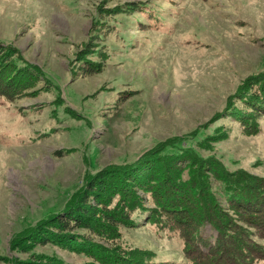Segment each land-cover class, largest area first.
<instances>
[{"label": "rangeland", "instance_id": "obj_1", "mask_svg": "<svg viewBox=\"0 0 264 264\" xmlns=\"http://www.w3.org/2000/svg\"><path fill=\"white\" fill-rule=\"evenodd\" d=\"M258 89L264 0H0V264L114 262L99 237L40 238L100 174L111 206L139 201L112 246L128 264H222L209 226L195 241L184 225L187 247L169 231L176 210L182 223L207 209L264 250ZM158 150L181 151L159 179Z\"/></svg>", "mask_w": 264, "mask_h": 264}, {"label": "trees", "instance_id": "obj_2", "mask_svg": "<svg viewBox=\"0 0 264 264\" xmlns=\"http://www.w3.org/2000/svg\"><path fill=\"white\" fill-rule=\"evenodd\" d=\"M260 90V94L263 98L264 90L258 89V91ZM158 151L159 152L157 154V157H161L162 160L155 171V173L158 175L157 179H159V177L164 178L166 176V172L164 170L165 166L163 165L174 163L176 157H179L178 154H181V151L180 153L176 154H160V150ZM170 159H173V161ZM177 160L178 161L176 163L180 164L181 160ZM122 175L125 176L124 173H122ZM138 175L135 178L139 181L141 177L139 179ZM116 181L117 183H120L119 179H115V182ZM150 181H154L155 184L156 180L153 178ZM239 183L240 181L229 180L226 185L228 193H245L244 188L239 185ZM203 187L204 184L200 185V189ZM164 189L165 188H160L158 191H156V195L160 197V199L157 201H159V203L167 204V193L163 192ZM110 191V181L107 180V177L100 174L98 176L89 178L88 181H86L84 187L66 205L65 211H63V215L56 214L55 216H52L51 218L43 221L46 224H43V235L40 234V238L43 237L42 239L45 243H47V241H52V239L55 241L54 238H57V243H61V245L63 246H81V244H79L81 243V241L84 244H90L94 241V239L90 237H99V239H102L104 243L109 244L108 247L111 249L105 250L106 255L110 254L109 259H111V257L115 259L114 262H111L109 260H102V258H100L101 260L94 259V264L103 261L105 262V264H128V261L126 259H122V256H120V254H117L116 251L118 249L112 246L119 239L118 226L125 225V223H129L132 221L130 215L131 210L139 206V201L135 202V200L132 199L128 202H125L124 204L115 203L111 206V200L109 197V195H111ZM115 193L121 194L122 192H118L117 190L115 191ZM260 193L261 196L264 195V190H262V192ZM261 211L264 212V209H261ZM179 213L180 211L176 210L173 219H171V221H168V225L166 227H168L169 231L177 232L183 239L185 246L187 244L193 243L196 245L195 241L198 240L201 236V230L204 229L205 226H209L216 233L219 244L221 245V248L219 249L220 259L222 258L221 260H223V262L225 260V263L222 262V264H227L226 260L229 259L234 261L235 264H264V250L261 247L258 249H252L251 246L247 244V238H241L238 232L235 230L236 228L232 229L229 225H225L224 221L216 219L215 216H213L209 212L207 213V209L201 216H194L190 214V217L187 218V220L189 221L186 222V220H182V223H179ZM175 221L178 223V225L175 224ZM190 221L192 223L196 222L197 224L195 226V229H193V232L190 233V237L192 238L193 233L196 232L195 241H189L187 238L183 237L186 235V228L184 227V225H187L188 223L191 224ZM37 227H40V225ZM191 227L190 230L192 229ZM78 229L85 231L83 234L86 236H76V231ZM182 230L184 231L183 235ZM28 235L30 234H27V236ZM76 237L80 240V242H73ZM40 238H37L36 240H39ZM210 252L211 251H208L207 253ZM143 253H138V251H136L133 255H135V258L137 259L138 256H140L139 254ZM121 254L124 255V252H122ZM209 261L210 262L206 260L204 261V263L197 262L196 264H210L212 261H214V259L212 260L211 258H209Z\"/></svg>", "mask_w": 264, "mask_h": 264}]
</instances>
